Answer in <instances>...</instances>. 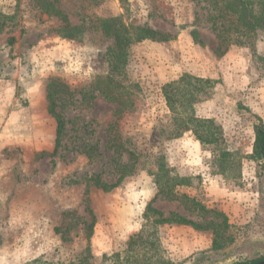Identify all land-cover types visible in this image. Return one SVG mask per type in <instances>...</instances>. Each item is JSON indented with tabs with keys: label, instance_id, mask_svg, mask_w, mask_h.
<instances>
[{
	"label": "rangeland",
	"instance_id": "1",
	"mask_svg": "<svg viewBox=\"0 0 264 264\" xmlns=\"http://www.w3.org/2000/svg\"><path fill=\"white\" fill-rule=\"evenodd\" d=\"M212 1L57 0L70 24L83 30L68 40L33 0H0V264L36 258L79 264L87 245L83 226L91 221L87 264H118L110 256L123 258L129 238L141 230L157 191L151 172L160 164L186 180L179 194L223 213L231 225L219 240L223 247L214 249L205 224L221 218L157 198L155 209L200 224L158 229L165 264L264 261V163L253 151L254 127L264 123V36L257 31L241 46L222 43L212 27L213 21L217 29L222 25L212 20ZM112 17L129 29L147 26L169 37L127 47L119 90L132 106L124 109L91 87L109 74L115 55L113 35L97 31L95 20ZM183 74L215 82L194 109L219 128L217 146L201 145L191 132L157 136L172 125L161 87ZM47 92L64 124L58 140ZM120 141L136 158L134 173L105 192L91 179L99 174L102 182L116 181L115 163L128 158L113 148ZM140 249L129 255L137 251L141 258Z\"/></svg>",
	"mask_w": 264,
	"mask_h": 264
},
{
	"label": "trees",
	"instance_id": "2",
	"mask_svg": "<svg viewBox=\"0 0 264 264\" xmlns=\"http://www.w3.org/2000/svg\"><path fill=\"white\" fill-rule=\"evenodd\" d=\"M37 9L43 13L53 16L60 23L57 33L61 38L74 40L78 39L83 30L81 26L71 25L67 15L59 8H57V0H33ZM120 2L124 0H119ZM211 5L216 10L212 16V20L221 21V27L217 29L216 22L213 21L212 27L216 31V35L226 45L235 44L242 45L255 37L257 31H261L264 36V0H213ZM96 30L101 31L105 35L112 34L114 37V45L111 49L115 53L112 59V70L104 78L97 79L91 87L99 91V93L110 101H116L117 105L121 107H131L132 102L122 100L120 90L124 83V69L127 62V47L133 42L153 41L164 42L169 39L168 36L162 35L147 26L127 28L119 17L96 19ZM2 28H0L1 31ZM246 41V42H245ZM215 82L210 79L198 78L190 74H183L178 79L165 83L161 87V93L164 98L165 106L169 113V120L172 125L158 130L157 136L163 137L164 140L176 139L186 132H191L201 145H214L220 142L219 128L211 120L199 119L195 115V105L204 101ZM125 85V84H124ZM130 85V84H129ZM50 86V85H48ZM127 86V85H126ZM131 86V85H130ZM128 87V86H127ZM48 98V112L57 120V140L63 131L64 124L60 120L59 115L55 112L52 94L47 92ZM125 101V102H124ZM122 110H115V112ZM254 154L258 157L260 151L264 154V123H259L254 127ZM115 150H122L128 153L127 162L119 165L115 163L113 168L114 175L117 176L114 183L107 184L100 180V175H95L91 181L92 185L105 192L112 190L117 184L134 173L136 158L130 150L124 147L122 141L117 142L113 147ZM228 153L224 150L218 155V159L225 158ZM162 159V157L160 158ZM117 159H114L115 162ZM160 168L156 172H151L153 181L156 186V194L145 207L143 212V225L141 230L131 236L126 243L124 256L115 254L110 256L114 262L120 261L118 264H143L144 254H147L145 260L148 264H165V252L160 244L158 229L163 225H183L199 228L200 224L193 220L180 216L174 212L165 215L163 212L155 209L152 204L157 198L168 201H178L183 204L185 210L190 212L198 211L199 216L208 213L221 218V222L214 223L207 222L206 227L212 229L214 239L212 246L214 249L222 248L223 245L219 243L222 239L223 233L226 232L231 225L228 223L226 217L221 212H214L205 208L196 198L190 197L186 194H179L176 188L185 184V179L172 174L171 170L159 165ZM200 216V217H201ZM93 221L84 225L83 229L86 232V254L79 258V264H87L92 255L90 254L88 242L92 234ZM225 240L230 239L227 233ZM141 248V249H140ZM135 249L142 250L141 258H138L137 251L133 256L129 255ZM107 256L103 255V258ZM257 260H251L243 264H255ZM25 264H54L51 261L42 258L33 259ZM61 264V263H56ZM68 264H75L69 262Z\"/></svg>",
	"mask_w": 264,
	"mask_h": 264
},
{
	"label": "water",
	"instance_id": "3",
	"mask_svg": "<svg viewBox=\"0 0 264 264\" xmlns=\"http://www.w3.org/2000/svg\"><path fill=\"white\" fill-rule=\"evenodd\" d=\"M261 161L264 163V154L260 151L259 153ZM260 264H264V261H262Z\"/></svg>",
	"mask_w": 264,
	"mask_h": 264
},
{
	"label": "crops",
	"instance_id": "4",
	"mask_svg": "<svg viewBox=\"0 0 264 264\" xmlns=\"http://www.w3.org/2000/svg\"><path fill=\"white\" fill-rule=\"evenodd\" d=\"M2 95H3V94H2ZM0 101H1V102L3 101L2 96H0ZM4 101H9V100L5 98ZM1 105H2V104H1ZM9 123H10V126H12V121H9ZM1 124H2V123L0 122V125H1Z\"/></svg>",
	"mask_w": 264,
	"mask_h": 264
}]
</instances>
